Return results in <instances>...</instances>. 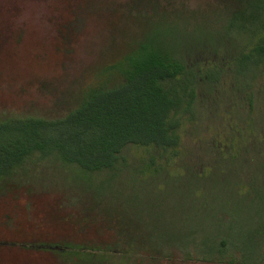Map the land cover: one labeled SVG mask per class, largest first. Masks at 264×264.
<instances>
[{
    "label": "rangeland",
    "instance_id": "374dc122",
    "mask_svg": "<svg viewBox=\"0 0 264 264\" xmlns=\"http://www.w3.org/2000/svg\"><path fill=\"white\" fill-rule=\"evenodd\" d=\"M113 1L112 12L87 18L65 44L59 1L0 0L1 27L23 28L29 41L3 48L0 115H63L96 71L125 65V54L150 39L194 53L210 46L189 62L202 73L211 62L220 78L212 86L200 79L174 149L130 146L114 169L91 174L50 159L29 164L18 178L34 188L31 198L56 199L51 213L33 208L32 216L54 235L73 230L84 245L103 244V264H264V94L247 112L234 62L264 38V5L167 0L154 13L146 0ZM246 115L247 131L234 123Z\"/></svg>",
    "mask_w": 264,
    "mask_h": 264
},
{
    "label": "trees",
    "instance_id": "16d2710c",
    "mask_svg": "<svg viewBox=\"0 0 264 264\" xmlns=\"http://www.w3.org/2000/svg\"><path fill=\"white\" fill-rule=\"evenodd\" d=\"M57 1L61 8L56 10L55 21L65 44L71 41L77 25L114 9L113 0ZM146 1L155 13L154 6L167 0ZM222 1L238 6L243 0ZM253 1L264 5V0ZM9 28L0 25V62L7 60L3 48L8 41L14 40L12 43L21 47L29 43L23 28ZM164 41L140 43L125 54V65L115 61L105 67L106 76L96 71L61 116L0 115V203L3 201L5 208L0 209V264H103L107 260L103 244L84 245L71 238L73 230L54 235L38 223L32 209L51 213L48 204L53 205L56 199L47 193L31 198L34 188L22 184L18 176L29 164L45 159L91 174L114 169L130 146L161 151L176 148L180 116L193 110L200 79L210 83L213 70L211 62L205 73L197 68L198 61L189 62L208 46H199L194 53ZM6 54L12 59V52ZM243 56H264V39ZM240 57L234 61L237 66L241 65ZM36 197L46 202L39 206Z\"/></svg>",
    "mask_w": 264,
    "mask_h": 264
},
{
    "label": "flooded vegetation",
    "instance_id": "af4514ba",
    "mask_svg": "<svg viewBox=\"0 0 264 264\" xmlns=\"http://www.w3.org/2000/svg\"><path fill=\"white\" fill-rule=\"evenodd\" d=\"M263 39L264 38H262L261 40ZM260 41H258L256 44H258ZM240 61H241V65L240 66L236 65L237 68L239 69V71L237 70V72L239 73V84H240L239 91L242 96L241 99L243 103L246 105L248 112L252 107V101L257 100L259 97H261L264 94V56L262 57L243 56L240 58ZM211 70L213 71H212L211 81L209 84L212 86L215 84L216 81L219 80L221 73L218 70H215L212 66H211ZM244 118L241 119L240 121L235 120L234 123H245L244 130L247 131L249 124L247 123V121L249 122V115L244 116Z\"/></svg>",
    "mask_w": 264,
    "mask_h": 264
}]
</instances>
